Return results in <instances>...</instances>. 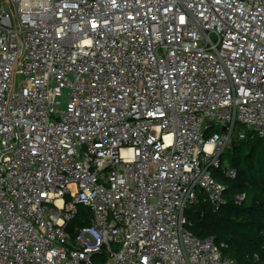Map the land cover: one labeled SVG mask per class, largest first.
Masks as SVG:
<instances>
[{"label":"built area","instance_id":"built-area-1","mask_svg":"<svg viewBox=\"0 0 264 264\" xmlns=\"http://www.w3.org/2000/svg\"><path fill=\"white\" fill-rule=\"evenodd\" d=\"M237 124L264 138V0H0V264H237L186 216Z\"/></svg>","mask_w":264,"mask_h":264},{"label":"trees","instance_id":"trees-1","mask_svg":"<svg viewBox=\"0 0 264 264\" xmlns=\"http://www.w3.org/2000/svg\"><path fill=\"white\" fill-rule=\"evenodd\" d=\"M222 161L237 170L234 179L220 169L213 171L225 185V203L214 211L201 195L186 209L187 228L200 239L213 237L224 243V255L237 264H264V138L252 133L233 138ZM239 194L246 195L242 202L235 201ZM90 216V208L80 206L74 223L88 224Z\"/></svg>","mask_w":264,"mask_h":264},{"label":"rangeland","instance_id":"rangeland-1","mask_svg":"<svg viewBox=\"0 0 264 264\" xmlns=\"http://www.w3.org/2000/svg\"><path fill=\"white\" fill-rule=\"evenodd\" d=\"M242 132H244L246 134H249L250 133V131L246 127L242 126L241 124H237L236 129H235V134H234L233 138L234 139L235 138L236 139H239V135Z\"/></svg>","mask_w":264,"mask_h":264},{"label":"water","instance_id":"water-1","mask_svg":"<svg viewBox=\"0 0 264 264\" xmlns=\"http://www.w3.org/2000/svg\"><path fill=\"white\" fill-rule=\"evenodd\" d=\"M66 230H67L68 232H72V231H73L72 225H71V224H68V225L66 226Z\"/></svg>","mask_w":264,"mask_h":264},{"label":"snow or ice","instance_id":"snow-or-ice-1","mask_svg":"<svg viewBox=\"0 0 264 264\" xmlns=\"http://www.w3.org/2000/svg\"><path fill=\"white\" fill-rule=\"evenodd\" d=\"M182 22H183V18H181Z\"/></svg>","mask_w":264,"mask_h":264}]
</instances>
